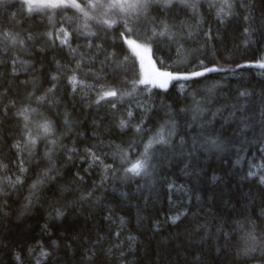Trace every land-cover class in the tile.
I'll use <instances>...</instances> for the list:
<instances>
[{
    "label": "trees",
    "instance_id": "16d2710c",
    "mask_svg": "<svg viewBox=\"0 0 264 264\" xmlns=\"http://www.w3.org/2000/svg\"><path fill=\"white\" fill-rule=\"evenodd\" d=\"M188 3L139 20L111 10L112 28L72 7H0V32L24 40L0 36V264H264V0ZM163 24L175 36L145 53ZM46 120L52 132L24 147ZM146 149V172L126 171Z\"/></svg>",
    "mask_w": 264,
    "mask_h": 264
},
{
    "label": "snow or ice",
    "instance_id": "6c2138e0",
    "mask_svg": "<svg viewBox=\"0 0 264 264\" xmlns=\"http://www.w3.org/2000/svg\"><path fill=\"white\" fill-rule=\"evenodd\" d=\"M174 0H88L87 3V7H83L81 6V4L77 3L76 0H24V3L27 6V10L29 12H32L36 9V7H39L41 9L43 8H51V9H56V8H60V7H72L77 9L80 13L83 14L85 20H92V19H98L99 23H102L103 25H105L107 28H112L117 21L111 18H104V17H108L109 11L111 10H118L120 13H125L127 14L128 17H132L135 16L137 20H139V17L141 15L147 17V14L149 12L150 9L152 8H164V9H170L173 5ZM180 2L182 4H184L186 7H195L194 4H189L188 0H180ZM8 3V0H0V7H3L4 5H6ZM224 4L231 9L232 8V4L229 3V0H224ZM220 12H224V8L222 7L220 9ZM91 13H96L97 15H93ZM219 15V13H218ZM225 15H231V12H227L225 13ZM129 24V19H124L123 21V27L125 29L126 32L131 33L133 31L132 28L128 27ZM82 28L85 30L83 31V35L86 36H96L97 33L93 32L89 29V26L87 23L82 25ZM151 30V37H146L145 38V47H144V51L145 53H150L151 52V47L147 46L149 44V42L152 40V38L154 37H158V36H168L170 39L175 36V33H173L169 26L167 24H163L162 25V30L157 32L155 28L150 29ZM246 32L248 31V29L245 30ZM60 32L64 33V38L60 40V43L62 45H69V36L70 33L67 32L66 29L61 28ZM49 37H51V33H48ZM0 36L3 37L4 40H9L10 43L12 45H16V44H20L23 45L24 44V40L22 39H18L17 35L11 33V32H0ZM121 37L124 39H127L126 37H124V33H121ZM29 40L32 39L31 36L28 37ZM128 43L130 44H134V41L129 40ZM89 48H91L92 42L89 41L88 45ZM137 47H140V45H136ZM70 47V45H69ZM99 47V45H98ZM73 53H75V49H72ZM81 60L84 59L83 54H81ZM260 67H264V61H261L259 64ZM76 67L79 69L80 68V64L77 63ZM217 69L214 68H207L205 69L206 72H211V71H216ZM203 72H193L191 74V76H201L203 75ZM159 76L165 78V80H171V79H189L191 78L188 75H173V73L171 72H162V73H158ZM53 80H56L57 77L53 76L52 77ZM70 83L73 86V91H76V86L77 84H83V81H77V77L75 74H73L70 77ZM154 81L152 79H148L147 77L143 78V79H138L137 81H133V92H135L136 90V85L137 84H143V85H149V84H153ZM160 87H165L164 83H161L159 85ZM49 91H52V89H49ZM133 92H124L121 93V98L123 96H131L133 94ZM118 93L116 89H109L107 91H103L102 94L99 96V99L97 100V103L100 102V100H104L105 98L108 97H117ZM40 100H43L44 97H39ZM112 107H115V103L112 104ZM28 109H24L22 110L19 115L23 116L24 119L27 121L29 119L28 117ZM132 113L129 112L128 116L131 117ZM119 126L121 128H125L127 127V121L121 119L120 120V124ZM25 127H27V125H25ZM38 128L40 129V131L38 132V134L36 136L32 135L31 132L28 133V137L27 140L25 142V144L23 145L24 147H27L28 145H32L35 146L37 143V140L40 138V136H44L47 137L51 132H52V126L50 124V122H48L47 120L43 123L38 125ZM137 131H139V128H137ZM51 143L55 144V141H51ZM154 143H158V144H165L167 143L166 140H164V138L161 136L160 138L156 139L154 138V140L149 141L148 144V148H151L152 145ZM13 147H15L18 151L21 150L22 145L20 143H17L15 145H13ZM46 155L49 156L50 158V153H46ZM93 159L98 160L99 157H97L95 155V153L91 154ZM3 167H7V165H2ZM148 167V159H147V149L145 152V156L142 157L141 159L137 160L135 163L132 164V166L128 169H126V171L134 174V175H140L142 172H146ZM21 171H25V169H21ZM45 177H48V173L45 172L43 174ZM250 175H254V173H250ZM51 178V177H48ZM262 182H264V178H262ZM15 183H21V180L19 177H17ZM43 181L42 180H37L36 183H34L32 185V189H33V195H35V190H37L38 185L42 184ZM179 219V217H175L174 218V222L175 220ZM254 239V237H253ZM246 250V253L247 254ZM42 255H47L46 253H42ZM17 259H19V257H17Z\"/></svg>",
    "mask_w": 264,
    "mask_h": 264
},
{
    "label": "rangeland",
    "instance_id": "374dc122",
    "mask_svg": "<svg viewBox=\"0 0 264 264\" xmlns=\"http://www.w3.org/2000/svg\"><path fill=\"white\" fill-rule=\"evenodd\" d=\"M62 36L64 37V33L62 32ZM153 76L150 74L149 75V78H152ZM147 78H148V76H147ZM258 170L259 171H261L263 174L262 175H264V162H261V163H259V166H258ZM263 170V171H262Z\"/></svg>",
    "mask_w": 264,
    "mask_h": 264
},
{
    "label": "bare ground",
    "instance_id": "6f19581e",
    "mask_svg": "<svg viewBox=\"0 0 264 264\" xmlns=\"http://www.w3.org/2000/svg\"><path fill=\"white\" fill-rule=\"evenodd\" d=\"M177 7V6H176ZM161 9V8H160ZM165 10V9H164ZM50 17V16H49ZM58 31V30H57ZM138 45V44H137ZM134 48V47H133ZM142 50V49H141ZM142 56V55H141ZM140 59V58H139ZM165 64V63H164ZM141 65V64H140ZM137 68V67H136ZM168 68V67H167ZM192 68H194V67H192ZM153 71V70H152ZM199 71V70H198ZM187 72V71H186ZM240 74V73H239ZM187 88V87H186ZM161 92V91H160ZM150 93V92H149ZM113 98V97H112ZM125 105V104H124ZM218 115V114H217ZM213 125V124H212ZM263 171V170H262ZM257 172H258V170H257ZM264 172V171H263Z\"/></svg>",
    "mask_w": 264,
    "mask_h": 264
}]
</instances>
